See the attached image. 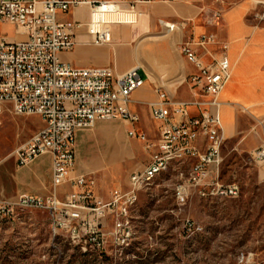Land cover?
I'll list each match as a JSON object with an SVG mask.
<instances>
[{
    "label": "built area",
    "instance_id": "2783aa9c",
    "mask_svg": "<svg viewBox=\"0 0 264 264\" xmlns=\"http://www.w3.org/2000/svg\"><path fill=\"white\" fill-rule=\"evenodd\" d=\"M188 0H0V24L15 26L24 40L0 38V125L5 113L38 116L44 126L16 150L18 167L35 159L52 157L50 192L46 196L22 195L0 201V223L12 222L23 211H44L49 215L53 237L64 234L85 251L98 244L101 254L117 257V243L129 242L130 227L124 226V206L137 210L144 184L169 154H179L180 163L189 167L185 185L178 187V198L185 200L188 188L203 199H235L236 184L220 182L224 144L220 95L232 76L230 46L216 35H203L181 43L179 50L195 72L188 76L192 100H175L156 89L157 100L149 104L158 138L150 141L137 129L140 117L130 110L132 94L145 80L138 68L116 75L111 67L79 68L61 60L85 33L94 45L113 43V27L133 24L137 10L158 2ZM87 7L89 20L67 21L62 16ZM221 11L214 13L219 19ZM169 32L183 31L186 22L159 20ZM184 118V127L175 120ZM121 120L130 127L127 136L138 141L149 155L143 170L129 176L127 187L117 186L104 199L98 193L95 174L71 176L76 164V136L97 121ZM172 140V147H164ZM253 163L264 164V143L251 152ZM176 167V166H175ZM68 187L67 192L60 193ZM112 228L108 232L107 224ZM189 231H193L188 220Z\"/></svg>",
    "mask_w": 264,
    "mask_h": 264
},
{
    "label": "rangeland",
    "instance_id": "374dc122",
    "mask_svg": "<svg viewBox=\"0 0 264 264\" xmlns=\"http://www.w3.org/2000/svg\"><path fill=\"white\" fill-rule=\"evenodd\" d=\"M257 13L264 25V3ZM2 37L9 41L25 39L9 24H0ZM150 43L160 44L162 40L151 39ZM169 57L175 61L176 54ZM167 70L157 59L150 63V72L156 76ZM142 108L138 106L141 113L138 130L155 141L156 124L152 123L148 110L143 113ZM236 125L237 135L227 138L222 147L219 179L224 185H238L239 197L203 199L188 188V196L181 200L177 189L187 183L189 167L179 164L180 158H176L167 172L140 193L134 210V240L117 257L110 256V251L101 254L90 244L85 251L77 242L69 243L64 234L54 238L46 212L23 211L12 222L0 223V264H264V164L251 160V152L264 143V113L243 107L236 114ZM42 126L38 116L6 114L2 120L0 190L6 195L14 193L12 173L17 168L14 151ZM100 127L79 155L82 160L102 158L107 145L97 135L109 129L107 143L119 164L97 175L100 193L108 197L113 188L127 187L129 176L144 169L150 154L138 141L128 138V125L123 121L115 120ZM188 220L193 233L187 226ZM111 228L109 222L107 231Z\"/></svg>",
    "mask_w": 264,
    "mask_h": 264
},
{
    "label": "crops",
    "instance_id": "0c3cea01",
    "mask_svg": "<svg viewBox=\"0 0 264 264\" xmlns=\"http://www.w3.org/2000/svg\"><path fill=\"white\" fill-rule=\"evenodd\" d=\"M263 3L264 0H240L236 3L230 0H188L140 6L135 23L113 27L112 44L94 45L90 38L82 33L77 37L74 50L62 54L61 60L79 68L111 67L118 76L138 68L145 84L132 94L130 110L140 117L138 106L143 107V113L147 109L152 123L156 124L155 135L158 138V124L153 121L149 107L150 103L157 100L156 89L167 92L177 101L192 100L187 78L195 70L181 56L180 44L203 35H216L221 42H226L230 46L228 55L232 76L219 99L222 104L223 136L226 140L238 133L236 114L240 109L253 107L257 114L264 113V25L260 23L257 13ZM217 11H221L222 15L219 19H214L213 15ZM62 19L87 22L89 9L87 7L74 9L68 15L62 16ZM159 20L169 23L186 22L187 27L183 31L171 33L159 25ZM156 34L161 36H154ZM151 39H160L162 43L151 44ZM172 53L176 54L175 61L169 57ZM156 59L161 66H167L168 70L164 75L156 76L150 72V63ZM6 114L10 113H5L3 119ZM112 122L114 121H97L93 128L77 133L76 164L71 176L95 174L97 177L98 174L118 166L119 159L116 158L117 155H111V147L107 143L106 136L109 132L107 128H103V132L97 135L107 145L102 158L82 160L79 155L86 142L94 136L93 132L101 128V124ZM42 123L44 126L43 121ZM140 124L141 117L137 129ZM127 128L128 131L130 127ZM16 150L13 155L17 168L12 173L14 193L6 195L0 190V201L14 200L22 195L39 197L48 195L52 179V157L41 156L26 167H18ZM67 191L66 186L60 193ZM98 193L104 199H108L110 195V192L108 197L100 193L99 179Z\"/></svg>",
    "mask_w": 264,
    "mask_h": 264
},
{
    "label": "bare ground",
    "instance_id": "6f19581e",
    "mask_svg": "<svg viewBox=\"0 0 264 264\" xmlns=\"http://www.w3.org/2000/svg\"><path fill=\"white\" fill-rule=\"evenodd\" d=\"M175 127H184V118H177L175 120ZM164 147H172V140H164ZM176 158H180L179 154H169L164 158V163L157 168L156 173H151L149 176V183L144 184V187L154 182L158 179L162 174L167 172L171 167L173 160ZM134 210H132V206H124V226L130 227L131 238L134 236ZM93 250L98 251V244H90ZM129 247V242H119L117 243V250L123 251L124 249Z\"/></svg>",
    "mask_w": 264,
    "mask_h": 264
}]
</instances>
